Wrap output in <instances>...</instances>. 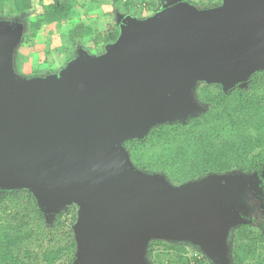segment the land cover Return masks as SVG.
<instances>
[{
	"label": "water",
	"instance_id": "1",
	"mask_svg": "<svg viewBox=\"0 0 264 264\" xmlns=\"http://www.w3.org/2000/svg\"><path fill=\"white\" fill-rule=\"evenodd\" d=\"M217 11L170 9L152 23L126 20L107 62L85 57L59 86L18 85L5 68L9 43L0 38V186L25 182L46 200L84 202L80 236L88 264L138 262L147 234L207 232L201 208L188 200L201 184L166 192L110 143L178 111L173 104L195 79L264 67L254 38L237 37L228 12Z\"/></svg>",
	"mask_w": 264,
	"mask_h": 264
},
{
	"label": "trees",
	"instance_id": "2",
	"mask_svg": "<svg viewBox=\"0 0 264 264\" xmlns=\"http://www.w3.org/2000/svg\"><path fill=\"white\" fill-rule=\"evenodd\" d=\"M36 1L44 0H0V12L9 8L18 16H27ZM112 1L115 7L121 0ZM123 2L127 6L132 0ZM197 2L209 10L222 3ZM147 4L154 8L152 2ZM76 5V0L44 3L42 12L27 23V38L36 37L43 25L68 22L77 13ZM118 24V20L109 23L105 32L97 34L92 25L78 22L69 28L67 40L76 48L84 37L96 34L95 45L99 41L108 44L119 37ZM248 68L242 70L248 73ZM237 75L225 79L217 74L203 79L208 83L195 91L204 106L201 113L183 122L152 125L141 138L123 139L120 145L132 169L147 176L160 173L167 181L182 185L234 169L260 176L264 171V67H256L244 85L229 86ZM67 220L58 213L48 224L29 190L0 186V264H57L61 260L62 264H71L76 244ZM240 228L234 240L233 263L264 264L259 252L264 247V234L259 233L256 241L249 225ZM166 247L174 253L172 258L157 264H205L202 256L188 253L185 247Z\"/></svg>",
	"mask_w": 264,
	"mask_h": 264
},
{
	"label": "rangeland",
	"instance_id": "3",
	"mask_svg": "<svg viewBox=\"0 0 264 264\" xmlns=\"http://www.w3.org/2000/svg\"><path fill=\"white\" fill-rule=\"evenodd\" d=\"M123 1H118L114 7L112 0H76L78 9L75 16L65 24L43 25L33 39L27 38L28 33H25L27 23L34 21L35 16L42 12V5L49 3L50 0L36 1L27 16H18L15 12L8 11L9 8L0 12V38L9 43L5 54L7 73L21 86L36 84L59 86V83L70 73L73 64L81 62L83 58L86 57L90 64H96L100 60L107 62L110 54L108 47L116 46L125 35L124 21L130 20L137 25H142L152 23L159 17H165L170 9L191 10L196 13L209 10V8H201L197 0H132V3L127 6ZM148 1L153 3L154 8H151L152 5L148 6ZM221 1L219 7L211 10L228 12L227 25L237 37L244 38L249 32L257 36L264 34V0ZM117 20L121 23L118 24L119 37L117 40L108 44L99 41L95 45L93 43L95 34L84 37L76 48L69 45L68 30L76 23L90 24L95 27L94 33L99 34L106 31L109 23H116ZM1 39L0 43L3 42ZM262 44L260 47L264 46ZM254 69L256 67H249L248 73L241 70L238 77L232 78L229 86L244 85L248 75ZM205 83L208 82L203 79H195L188 83L181 95L180 103L177 100L173 104L174 108L179 107L178 111L155 117L129 137L141 138L152 125L183 122L190 115L201 113L204 106L196 99L195 91L197 86ZM172 99L173 97H169L167 100ZM123 139L112 140L110 146L120 151L129 163L120 145ZM147 177L160 184L166 192L181 186L196 185L197 187L201 184L202 186L195 189L188 200L194 208H201L202 215L199 224L207 229V232L194 238L147 234L140 243L138 262L130 260L127 264H157L158 261L166 263V259L172 258L174 254L166 247V244L182 246L188 250V253L199 254L205 264H234L232 261L234 240L238 230H241L240 225H249L248 229L255 234L256 241H258L259 233L264 234V171L259 176L234 169L221 175L209 174L204 178L190 181L186 185L171 183L160 173ZM13 187L31 192L48 224L52 223L58 213L68 219V227L76 244L71 264H88L80 236L82 213L85 210L84 202L72 197H64L56 202L46 200L39 188L30 183L19 182ZM197 190L199 193H196ZM202 240H208L209 245L201 243ZM117 249L119 250L118 247ZM259 252L264 258V247ZM57 264H62V260Z\"/></svg>",
	"mask_w": 264,
	"mask_h": 264
},
{
	"label": "flooded vegetation",
	"instance_id": "4",
	"mask_svg": "<svg viewBox=\"0 0 264 264\" xmlns=\"http://www.w3.org/2000/svg\"><path fill=\"white\" fill-rule=\"evenodd\" d=\"M249 29V28H248ZM249 31V30H248ZM264 31V30H263ZM249 35H247V36H249L250 38H254V42H255V46H254V49L255 50H258V51H264V46L263 47H260V44L261 43H263L264 44V34H262V35H259V36H257V35H252V33H248ZM258 37V38H257ZM262 44V45H263ZM256 61L257 62H264V57L263 56H260V57H257L256 58ZM252 67V66H251ZM253 67H255V66H253ZM245 71H246V69H245Z\"/></svg>",
	"mask_w": 264,
	"mask_h": 264
}]
</instances>
